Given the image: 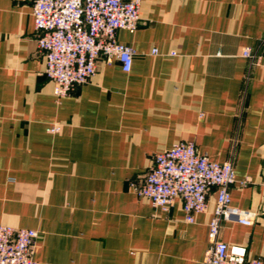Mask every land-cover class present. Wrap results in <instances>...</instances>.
<instances>
[{
  "label": "crops",
  "instance_id": "1",
  "mask_svg": "<svg viewBox=\"0 0 264 264\" xmlns=\"http://www.w3.org/2000/svg\"><path fill=\"white\" fill-rule=\"evenodd\" d=\"M37 35L32 0H0V224L38 232L37 262L201 264L215 191L189 223L180 199L163 212L131 187L184 141L250 178L230 204L255 223L221 222L218 239L264 258V0H142L138 27L115 34L130 72L100 59L60 100Z\"/></svg>",
  "mask_w": 264,
  "mask_h": 264
},
{
  "label": "built area",
  "instance_id": "2",
  "mask_svg": "<svg viewBox=\"0 0 264 264\" xmlns=\"http://www.w3.org/2000/svg\"><path fill=\"white\" fill-rule=\"evenodd\" d=\"M142 0H32L36 43L45 61V75L53 84L57 100L71 95L86 84L104 59L118 61L123 72H130L135 51L115 39L118 30H135L140 21ZM264 43V41H263ZM156 53V50H153ZM240 56L257 63L250 48ZM57 134L60 124L46 130ZM250 183L236 180L230 161L217 163L200 154L194 142L184 141L154 156L153 166L141 185L133 191L152 206L167 212L176 199L182 201L185 220L208 209V196L215 191L213 216L208 222V249L201 264H264V258L248 257L246 248L218 239L224 221L252 226L257 213L232 207L230 188ZM38 232L0 224V264H40L34 257Z\"/></svg>",
  "mask_w": 264,
  "mask_h": 264
}]
</instances>
